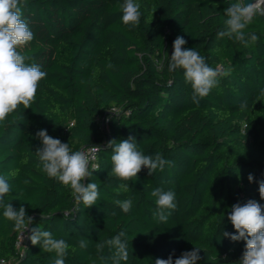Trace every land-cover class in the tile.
Returning a JSON list of instances; mask_svg holds the SVG:
<instances>
[{"label":"trees","instance_id":"16d2710c","mask_svg":"<svg viewBox=\"0 0 264 264\" xmlns=\"http://www.w3.org/2000/svg\"><path fill=\"white\" fill-rule=\"evenodd\" d=\"M134 2L141 5L136 26L122 22L124 0H27L23 15L34 39L18 51L46 76L31 107L20 105L0 123V175L11 186L5 202L33 218L28 236L38 227L68 243L65 264H112L115 249L98 251L97 244L122 230L129 256L120 264L174 261L204 238L197 264H239L245 242L222 233L236 234L227 219L232 205L264 206V15L253 17L244 30L248 42L241 43L217 35L225 30L224 10L237 0ZM177 36L221 73L199 103L183 69L168 70ZM101 114L108 117L106 134L97 122ZM42 129L71 147L101 148L89 165L99 170L86 181L98 184L95 205L87 208L42 170L35 155ZM130 136L145 155L159 152L171 164L151 176L142 169L131 181L109 177V141ZM158 187L173 191L178 205L166 210V221L154 216L151 192ZM117 199L132 200L128 213ZM18 234L0 208V261L54 264L56 253L30 239L20 252Z\"/></svg>","mask_w":264,"mask_h":264},{"label":"clouds","instance_id":"9594fccd","mask_svg":"<svg viewBox=\"0 0 264 264\" xmlns=\"http://www.w3.org/2000/svg\"><path fill=\"white\" fill-rule=\"evenodd\" d=\"M27 0H0V123H3L10 114H13L20 105L24 109L30 108L36 99L38 83L45 78L46 72L41 70L38 64H27L28 57L18 51L34 39V33L29 27V22L23 15V8ZM141 5L134 0H124L121 5L124 24L136 26L140 23ZM224 13L225 30L218 32V36L228 37L241 43H247L244 30L259 13L264 15V8L260 0L255 3L245 4V0H237L230 4ZM255 34L250 35L251 41H256ZM187 42L181 36L173 42V52L170 56L168 70L173 72L183 69L185 82L191 85L192 100L199 103V99L207 96L217 84V77L221 74L219 69L210 67L203 56L195 49H185ZM264 95V90H261ZM36 138L41 146L35 151L42 170L49 178L56 179L65 186L70 187L74 198L82 202L87 208L96 204L99 198L98 184L86 181L93 175V171L99 170L95 165L89 169L90 157L83 150L72 151L69 143H63L58 138L47 134L46 130H39ZM108 147L112 150V166L109 177H115L122 181H131L138 178L142 169H147L148 175H153L157 170L163 171L171 161L165 159L161 153L154 156L145 155L139 149L134 137L121 140L120 142L109 141ZM99 146L93 152L100 150ZM249 174V182L253 181ZM27 184L28 181H25ZM127 190V185H125ZM11 191L7 178L0 175V208L7 221L13 223V230L25 234L33 218L28 216L21 206L18 210L10 202H5V196ZM260 198L264 200V181L259 182ZM151 195L156 197V211L154 216L161 221L167 220L166 210H175L177 202L175 193L171 190L155 188ZM114 204L124 213L132 208V200H115ZM227 219L231 222L236 234L223 232L224 237L232 241H244L245 250L239 264H264V206L255 200L246 203L232 205ZM126 233L122 230L114 238L97 244V250L101 251L105 245L115 249L112 256V264L128 260V242L123 239ZM23 238V236H22ZM33 245H40L45 252H55L57 259L54 264H65L68 243L63 239H55L48 230L38 227L31 228L28 236ZM80 247H86V242L81 239ZM200 249L195 247L192 251L183 252L174 261L172 256L168 259H157L155 264H197L200 260ZM103 259V257H101Z\"/></svg>","mask_w":264,"mask_h":264},{"label":"built area","instance_id":"2783aa9c","mask_svg":"<svg viewBox=\"0 0 264 264\" xmlns=\"http://www.w3.org/2000/svg\"><path fill=\"white\" fill-rule=\"evenodd\" d=\"M96 146H98V145L92 144V145L86 146L85 149L83 148V151L86 154H88L90 157V164H94L98 160L99 150L93 152V149ZM22 236H23V238H22ZM27 242H28V230L25 234H21L19 232V234L17 235L16 241H15V245L20 252H23L25 250V247L28 244ZM21 249H23V251H21ZM0 264H16V262H15V260L6 261L3 259L0 261Z\"/></svg>","mask_w":264,"mask_h":264},{"label":"rangeland","instance_id":"374dc122","mask_svg":"<svg viewBox=\"0 0 264 264\" xmlns=\"http://www.w3.org/2000/svg\"><path fill=\"white\" fill-rule=\"evenodd\" d=\"M262 5L264 4V0H262ZM262 5H261V7H262ZM114 110V109H113ZM97 122H98V124H99V126H100V128L102 129V131L104 132V134H106L107 132H108V117H107V114H101V115H99L98 117H97ZM66 143V142H65ZM69 147H70V149L72 150V151H78V150H83V148L85 149V147L86 146H70L69 145ZM206 240H205V238L204 239H202L201 241H198L197 243H196V246H197V248H202L203 246H205L206 245ZM21 251H23V249H21Z\"/></svg>","mask_w":264,"mask_h":264},{"label":"water","instance_id":"95a60500","mask_svg":"<svg viewBox=\"0 0 264 264\" xmlns=\"http://www.w3.org/2000/svg\"><path fill=\"white\" fill-rule=\"evenodd\" d=\"M260 1H262V0H260ZM251 3H255V0H245V4H246V5H249V4H251ZM262 3H263V2H261V5H262Z\"/></svg>","mask_w":264,"mask_h":264},{"label":"bare ground","instance_id":"6f19581e","mask_svg":"<svg viewBox=\"0 0 264 264\" xmlns=\"http://www.w3.org/2000/svg\"><path fill=\"white\" fill-rule=\"evenodd\" d=\"M260 2H262V1H260Z\"/></svg>","mask_w":264,"mask_h":264}]
</instances>
